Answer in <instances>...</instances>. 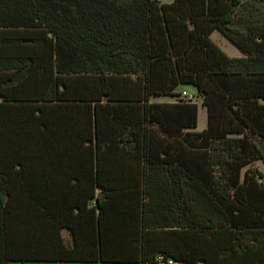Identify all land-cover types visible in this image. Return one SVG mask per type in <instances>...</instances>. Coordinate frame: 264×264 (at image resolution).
<instances>
[{"label": "trees", "instance_id": "1", "mask_svg": "<svg viewBox=\"0 0 264 264\" xmlns=\"http://www.w3.org/2000/svg\"><path fill=\"white\" fill-rule=\"evenodd\" d=\"M1 29L0 264H264V0H0Z\"/></svg>", "mask_w": 264, "mask_h": 264}, {"label": "rangeland", "instance_id": "2", "mask_svg": "<svg viewBox=\"0 0 264 264\" xmlns=\"http://www.w3.org/2000/svg\"><path fill=\"white\" fill-rule=\"evenodd\" d=\"M161 2L164 3H169L172 0H160ZM3 29H1L0 31V35H14V34H21L20 32H22L23 30H19V29H9L7 30V32L11 33V34H6V32L2 31ZM6 34V35H5ZM2 36H0V40L3 39L1 38ZM211 40L223 51L225 52L227 55L229 56H240L241 52L239 51V49L237 47H235L229 40H227L225 37H223L219 32L215 31L210 35ZM1 44V41H0ZM5 48H10V47H5ZM1 49V48H0ZM30 49V48H29ZM2 50V49H1ZM4 50V49H3ZM2 50V51H3ZM185 90L188 94L193 95V100L194 103L197 104L198 107V113H197V130H202L205 125H206V116H205V111L204 109H202L200 107V100L197 97V91L194 87L192 86H185L183 87V89L181 91ZM175 98L173 97H158V98H154L153 101H159V102H172L174 101ZM253 167H255V169L261 171L264 175V165L261 163V161H256L253 162ZM11 264H32L29 262H13ZM42 264H136V263H103V262H93V263H74V262H68V263H59V262H45ZM159 264H163V263H159ZM175 264V263H173Z\"/></svg>", "mask_w": 264, "mask_h": 264}, {"label": "built area", "instance_id": "3", "mask_svg": "<svg viewBox=\"0 0 264 264\" xmlns=\"http://www.w3.org/2000/svg\"><path fill=\"white\" fill-rule=\"evenodd\" d=\"M181 96L184 97V98H187V99H189V100L194 101V100H193V95L188 94L185 90L181 91ZM157 261H158L159 263H163V264H173V263H174V262H173L172 260H170V259H168L166 262H164L163 259H162V256H158V257H157Z\"/></svg>", "mask_w": 264, "mask_h": 264}, {"label": "crops", "instance_id": "4", "mask_svg": "<svg viewBox=\"0 0 264 264\" xmlns=\"http://www.w3.org/2000/svg\"><path fill=\"white\" fill-rule=\"evenodd\" d=\"M6 74H7V75H10L11 73H10V72L0 73V76H1V75H6ZM0 79H1V77H0ZM74 263H75V262H74ZM175 264H179V263H175Z\"/></svg>", "mask_w": 264, "mask_h": 264}]
</instances>
